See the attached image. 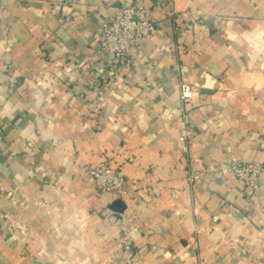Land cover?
I'll list each match as a JSON object with an SVG mask.
<instances>
[{
    "label": "crops",
    "instance_id": "crops-1",
    "mask_svg": "<svg viewBox=\"0 0 264 264\" xmlns=\"http://www.w3.org/2000/svg\"><path fill=\"white\" fill-rule=\"evenodd\" d=\"M130 3L161 26L126 65L97 45ZM0 125V264H264V176L229 169L264 162V0H0Z\"/></svg>",
    "mask_w": 264,
    "mask_h": 264
},
{
    "label": "built area",
    "instance_id": "built-area-1",
    "mask_svg": "<svg viewBox=\"0 0 264 264\" xmlns=\"http://www.w3.org/2000/svg\"><path fill=\"white\" fill-rule=\"evenodd\" d=\"M186 12L172 10V20L177 26ZM161 24L147 16V8L142 3H130L122 5L118 11L110 14L100 25V38L97 51L103 52L105 56H110L112 60L126 65L132 64L138 56L139 45L145 38L152 36ZM197 84L189 81H181L179 84L180 98L183 101L191 99L197 92ZM189 115L182 114L181 127L177 138L182 143L183 149L187 148V142L192 136L193 130L188 124ZM2 127L0 125V137ZM111 156L104 155L100 161L92 166H86L90 179L94 187L100 193H110L112 195L121 194L129 184H135L139 180L130 178L123 174L121 170L111 163ZM229 169L243 184L248 192H254L264 176V162H232ZM199 176L192 173L187 177L189 181H194ZM117 239L126 250L131 249L132 239L124 229L117 236Z\"/></svg>",
    "mask_w": 264,
    "mask_h": 264
},
{
    "label": "water",
    "instance_id": "water-1",
    "mask_svg": "<svg viewBox=\"0 0 264 264\" xmlns=\"http://www.w3.org/2000/svg\"><path fill=\"white\" fill-rule=\"evenodd\" d=\"M110 207L114 210L121 211L125 207V204L120 198H117L112 202Z\"/></svg>",
    "mask_w": 264,
    "mask_h": 264
}]
</instances>
